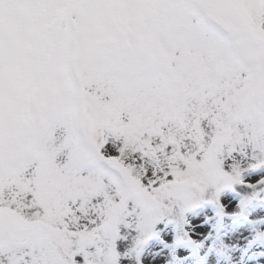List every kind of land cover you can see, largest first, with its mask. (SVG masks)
<instances>
[{
	"label": "snow or ice",
	"instance_id": "obj_1",
	"mask_svg": "<svg viewBox=\"0 0 264 264\" xmlns=\"http://www.w3.org/2000/svg\"><path fill=\"white\" fill-rule=\"evenodd\" d=\"M0 264H264V0H0Z\"/></svg>",
	"mask_w": 264,
	"mask_h": 264
}]
</instances>
